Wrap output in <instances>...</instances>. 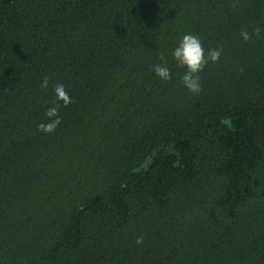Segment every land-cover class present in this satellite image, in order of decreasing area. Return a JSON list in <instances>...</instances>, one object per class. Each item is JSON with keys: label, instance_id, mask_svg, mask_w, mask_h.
I'll return each instance as SVG.
<instances>
[{"label": "trees", "instance_id": "16d2710c", "mask_svg": "<svg viewBox=\"0 0 264 264\" xmlns=\"http://www.w3.org/2000/svg\"><path fill=\"white\" fill-rule=\"evenodd\" d=\"M234 2L0 0V264H264V0ZM186 34L223 48L199 95Z\"/></svg>", "mask_w": 264, "mask_h": 264}, {"label": "clouds", "instance_id": "9594fccd", "mask_svg": "<svg viewBox=\"0 0 264 264\" xmlns=\"http://www.w3.org/2000/svg\"><path fill=\"white\" fill-rule=\"evenodd\" d=\"M233 7L238 6V0L233 3ZM260 28L257 27L252 33L241 30V38L247 42L252 39L253 35H259ZM223 53V48L209 49L207 55H205V50L200 38L193 34H186L183 36L178 47H176L172 56L177 62L178 67H183L186 69L181 77L183 86L193 95H199L202 91L201 77L200 73L204 71L205 67L209 62L216 63L220 60ZM163 60L164 57H161ZM153 71L160 79L168 81L171 79V73L168 67L156 64L153 66ZM41 87L44 89L48 88V77L45 76L42 80ZM55 96L57 101L62 102L64 107H67L71 102V98L66 91L63 84H57L55 89ZM61 107L60 103L48 108L45 115L48 118V122H41L38 125V130L43 133H53L56 128L60 125L61 119L59 117V109ZM135 243L137 245H142L144 243V237L140 236L136 239Z\"/></svg>", "mask_w": 264, "mask_h": 264}]
</instances>
